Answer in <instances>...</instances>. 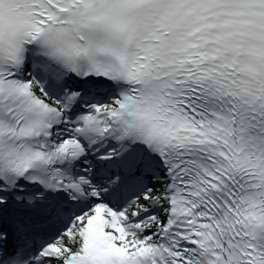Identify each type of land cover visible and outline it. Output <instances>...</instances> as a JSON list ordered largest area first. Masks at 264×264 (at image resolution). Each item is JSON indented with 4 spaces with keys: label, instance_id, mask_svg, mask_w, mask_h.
<instances>
[{
    "label": "snow or ice",
    "instance_id": "obj_1",
    "mask_svg": "<svg viewBox=\"0 0 264 264\" xmlns=\"http://www.w3.org/2000/svg\"><path fill=\"white\" fill-rule=\"evenodd\" d=\"M0 264H264V0H0Z\"/></svg>",
    "mask_w": 264,
    "mask_h": 264
}]
</instances>
